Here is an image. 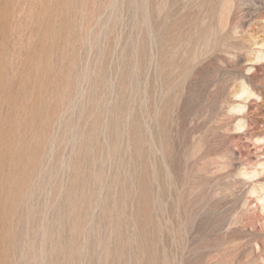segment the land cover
I'll list each match as a JSON object with an SVG mask.
<instances>
[{"label": "rangeland", "instance_id": "rangeland-1", "mask_svg": "<svg viewBox=\"0 0 264 264\" xmlns=\"http://www.w3.org/2000/svg\"><path fill=\"white\" fill-rule=\"evenodd\" d=\"M0 264H264V0H0Z\"/></svg>", "mask_w": 264, "mask_h": 264}]
</instances>
